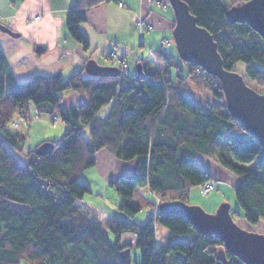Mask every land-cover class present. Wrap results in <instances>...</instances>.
<instances>
[{"label":"trees","instance_id":"obj_1","mask_svg":"<svg viewBox=\"0 0 264 264\" xmlns=\"http://www.w3.org/2000/svg\"><path fill=\"white\" fill-rule=\"evenodd\" d=\"M101 1L110 0H76L67 10L66 29L84 50L89 43L79 24L84 10ZM184 1L196 23L212 35L223 67L236 70V62H242L243 77L264 86V40L248 24L231 23L225 15L229 6L245 0ZM162 55L159 62L168 60L161 72L145 70L141 63V80L134 77L135 70L119 66L121 74L115 77L84 76L80 70L66 78L55 73L18 81L0 49V264H126L120 251L130 245L119 241L124 231L135 234V264H245L226 249L227 262L220 261L215 253L223 243L196 231L182 215L157 214L155 221L168 229L160 245L151 218L132 220L139 210L133 201L138 187L147 186L160 202L187 203L189 189L210 177L195 161L196 152L213 155L233 171L244 216L251 222L264 220V147L226 109L219 79L185 61V76L178 72L172 77L171 65L182 70L178 57ZM189 84L202 87L211 98L196 102L186 93ZM64 92L83 97L64 105ZM107 102V115L98 116ZM29 104L68 124L59 141L47 139L54 144L49 153L24 151L26 134L6 129L14 114L30 120ZM80 125L87 127L88 137ZM218 145L223 152H217ZM101 148L122 160L138 157L131 177L110 181L122 198L117 209L127 217H107L113 241L83 201L89 188L79 179ZM21 153L19 160L16 154ZM253 160L256 170L246 168Z\"/></svg>","mask_w":264,"mask_h":264},{"label":"crops","instance_id":"obj_2","mask_svg":"<svg viewBox=\"0 0 264 264\" xmlns=\"http://www.w3.org/2000/svg\"><path fill=\"white\" fill-rule=\"evenodd\" d=\"M75 1L0 0V21L19 33V36L13 38L0 34V49L15 79L24 81L35 75L55 73L68 77L73 72L83 71L84 62L89 57L94 58L99 64L119 66L117 59L108 58V52L111 50L125 60V68L129 73L135 70L138 62L143 64L145 70H148L146 64L149 66L147 68L154 70L159 54L175 57L173 49L164 47L170 46V43L168 45L162 43L165 39L170 40L172 31L174 13L169 7L160 10L155 3L148 0H110L86 8L84 20L79 24L89 43L88 49L84 50L71 37L65 26L67 10ZM119 2L122 3L121 7L118 6ZM37 11L41 12V18L31 20L30 15ZM139 16L152 23L153 29L139 34L134 26V21ZM37 45L43 48L40 52L35 51ZM83 74L86 73L83 71ZM82 97L78 92L65 94V100H69L67 104L70 105ZM206 172L215 178L213 174ZM102 197L103 201L100 203L93 201L94 205L83 201L94 208L107 210L108 213L116 212L114 207L119 199L109 201L108 197ZM104 198L108 201L105 202ZM220 202L221 197L216 195L208 206L213 210ZM92 217L97 223L100 222L96 214L92 213ZM158 230L156 229V232ZM160 232L166 233L164 229H160ZM137 259L134 258L133 264L138 261Z\"/></svg>","mask_w":264,"mask_h":264},{"label":"water","instance_id":"obj_3","mask_svg":"<svg viewBox=\"0 0 264 264\" xmlns=\"http://www.w3.org/2000/svg\"><path fill=\"white\" fill-rule=\"evenodd\" d=\"M174 13L171 35L179 58L192 62L205 72L213 74L221 82L225 106L230 115L252 134L264 147V92H257L249 86L243 75L236 70L225 69L212 35L196 23L184 0H168ZM225 15L229 22H243L254 29L264 40V0H245L229 6ZM0 31L12 37L19 33L0 22ZM37 45L36 52L42 50ZM88 75L115 77L121 74L117 65L99 64L89 57L84 62ZM134 77L143 79L144 70L140 62L135 65ZM54 144L49 140L39 143L36 154L49 153ZM158 214L164 216L182 215L201 234L215 236L223 247L216 250V257L226 263L224 249L245 264H264V235L239 227L232 219L227 202L218 205L215 212L208 213L198 205L178 200H164L157 204ZM120 256L126 264L131 261L130 249L125 247Z\"/></svg>","mask_w":264,"mask_h":264},{"label":"rangeland","instance_id":"obj_4","mask_svg":"<svg viewBox=\"0 0 264 264\" xmlns=\"http://www.w3.org/2000/svg\"><path fill=\"white\" fill-rule=\"evenodd\" d=\"M9 2L10 0H4ZM19 1V0H18ZM152 3H155L157 8L160 10H165L167 5L165 4V0H148ZM158 1V2H157ZM118 6L121 7V5ZM169 9L171 10L172 7L169 5ZM173 11V10H172ZM41 18V12L37 11L30 15V19L33 21L39 20ZM137 20H141L142 22H149L146 20L145 17L139 16L134 21V26L137 29L139 34H142L143 32H148L153 29V24L151 23V27L146 29L142 27L143 25H137ZM8 36L9 38H13L10 35L6 33H0ZM170 40V46H164L169 47L174 50L175 57H178L179 64L182 66V70L180 71L178 67L175 65L170 66V70L172 72V77L176 76V73H181L183 76L186 74V68L183 61L179 58L175 42L173 40L172 35L169 36ZM164 43V40L162 41ZM166 44V43H165ZM168 45V44H166ZM115 52V51H114ZM116 53V52H115ZM117 55V53H116ZM108 58L114 59L115 57H112L108 55ZM158 59H156L157 64ZM146 69H149L147 67V64L145 65ZM234 68L240 73H244V65L242 62H236L234 65ZM87 74H84L86 76ZM69 76V75H68ZM67 76H64L63 78H66ZM245 81L250 84V86L255 89L257 92H264V86L259 85L253 80H250L246 77H244ZM68 92H64L66 94ZM186 93L193 98L196 102L201 103L206 101V99H210V94L202 89V87H196L194 85L188 86L186 88ZM69 100H64L63 104L66 105ZM110 108V102L105 103L100 110L98 111L97 115L100 117H103L107 115ZM29 113H30V120L28 122H25L23 119L20 118L18 114H14L12 119L6 124V129L13 132H22L26 134V140L24 142L23 150H29L35 148L36 145H38L40 142L50 139L54 141H59L61 138L63 132L68 128V124L63 122L60 119H56L53 117L51 120V116L45 112H38L34 109L32 104H29ZM81 132L84 133L86 137H88V129L85 126L80 125ZM217 152H223V147L221 145L216 146ZM23 151V152H24ZM16 157L19 160L23 159L22 153L16 154ZM94 164L88 168H85L80 176L79 179L85 183L89 191L86 192L83 196V200L85 202H90L92 205H94V202H102L103 197H108L110 199L109 201H114V198H118L119 201L116 202V206L114 207L116 212L108 213L107 210H103L101 208H94L93 206L89 205L92 209L95 210L96 217H98L99 221L98 225L101 229L106 230L109 235L110 241H113L115 239V235L110 232L106 227V218L111 214H117L120 215L123 218H127L123 213H121L117 208L119 203L121 202L122 198L121 195L116 191V189L110 185L111 180H115L118 177H126L129 178L133 175V171L135 168V165L137 163L138 157H134L130 160H122L118 159L111 151H109L106 148L99 149L94 153ZM195 161H197L203 168H205L206 171L213 174L217 180V186L211 190L207 194H202L201 191L197 186H194L191 188L187 204L190 205H198L200 206L204 211L208 213L215 212L216 208L211 210L208 206L209 202L214 199V197L220 196L221 202H227L229 205V211L232 216L233 221L242 229L263 234L264 235V220L258 219L256 222H251L244 216V211L240 203L238 202L235 194V187L237 186L239 182V177L230 169L223 166L219 160L214 157L213 155L209 153H202V152H196L193 155ZM245 167L248 169L256 170V160H253L252 162L246 163ZM214 178V179H215ZM104 201H108L104 198ZM133 201L139 205V210L135 213L132 220L136 221L137 223H143L145 222L147 217V212H153L156 198L154 194L148 189V187H138L134 190L133 193ZM94 214V213H93ZM154 227H155V240L158 245L161 244V242L164 240L166 233L168 232L167 227L160 224L159 221H154ZM156 229H159L156 232ZM160 229H164L166 233H161ZM120 242L121 243H129V249H130V258L131 261L129 264H133L134 258L138 257L137 260H139V251L137 247L135 246V234L132 231H124L120 233Z\"/></svg>","mask_w":264,"mask_h":264},{"label":"built area","instance_id":"obj_5","mask_svg":"<svg viewBox=\"0 0 264 264\" xmlns=\"http://www.w3.org/2000/svg\"><path fill=\"white\" fill-rule=\"evenodd\" d=\"M119 5H122V3L119 2ZM143 25L142 27H144L146 29L151 27V23L150 22H142L141 20H137V25ZM169 44L170 42L168 40H164L163 44ZM165 44V45H166ZM108 55L115 57V59H117L119 61V66L125 68L126 67V62L123 58L118 57V55H116V53L111 50L108 52ZM167 58L163 57L160 62L158 61L157 64L155 62V67L156 70L161 72V68L160 66H163L164 64H166L167 62ZM54 118H56V116H54ZM57 119V118H56ZM217 180L212 178V177H208L206 178L201 184H198L197 187L199 188V190L201 191L202 194H207L209 193L211 190H213L216 186H217ZM156 198V202H155V206H154V210L153 212H147V217L151 218L153 220V222L155 221V218L158 214L157 211V204L160 202V198L155 196Z\"/></svg>","mask_w":264,"mask_h":264}]
</instances>
